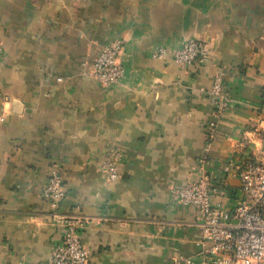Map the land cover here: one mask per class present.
<instances>
[{"label":"crops","instance_id":"0c3cea01","mask_svg":"<svg viewBox=\"0 0 264 264\" xmlns=\"http://www.w3.org/2000/svg\"><path fill=\"white\" fill-rule=\"evenodd\" d=\"M190 37L207 42L205 62L151 56ZM116 39L125 77L104 87L86 65ZM0 40V264H48L63 234L42 196L53 167L59 210L92 220L91 264H200L197 212L170 189L197 179L216 71L230 104L207 170L264 156V0H0Z\"/></svg>","mask_w":264,"mask_h":264},{"label":"built area","instance_id":"2783aa9c","mask_svg":"<svg viewBox=\"0 0 264 264\" xmlns=\"http://www.w3.org/2000/svg\"><path fill=\"white\" fill-rule=\"evenodd\" d=\"M120 39L103 45L85 73L101 86L121 84L125 67L120 56L124 50ZM208 44L201 38L190 37L175 48L157 45L151 56L162 59L170 54L174 62L187 68L208 58ZM4 56L0 40V62ZM209 95L213 104L211 120L206 128L204 154L198 159L197 179L183 186L170 189L176 202L196 210V227L200 234V264H264V156L240 161L229 156L222 164L221 178H214L207 170L213 164L208 154L217 120L228 110L230 100L224 92V83L215 72ZM108 181L120 177L115 158L101 164ZM229 178L237 181L233 185ZM42 196L49 202L51 211L48 222L63 229L62 238L52 247L48 264H91L89 251L82 241V234L92 220L78 214H64L60 204L65 197L63 175L53 167L48 173ZM232 197L233 206L223 207L222 200ZM189 262L188 260H186Z\"/></svg>","mask_w":264,"mask_h":264}]
</instances>
